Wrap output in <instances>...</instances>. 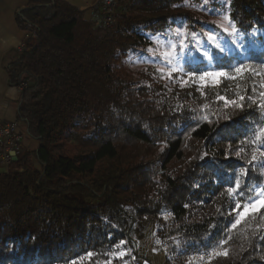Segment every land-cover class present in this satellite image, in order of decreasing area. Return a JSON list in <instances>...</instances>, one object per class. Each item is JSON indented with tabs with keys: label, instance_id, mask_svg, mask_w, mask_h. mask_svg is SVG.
Masks as SVG:
<instances>
[{
	"label": "trees",
	"instance_id": "trees-1",
	"mask_svg": "<svg viewBox=\"0 0 264 264\" xmlns=\"http://www.w3.org/2000/svg\"><path fill=\"white\" fill-rule=\"evenodd\" d=\"M114 1L109 26L102 8L87 20L65 0L21 11L9 83L38 144L0 169V264H139L150 225L166 264H264V208L232 228L237 203L264 188V0H228L230 51H196L165 78L122 64L180 17L201 29L195 13L186 0ZM239 63L252 71L237 76ZM220 70L237 78L201 83Z\"/></svg>",
	"mask_w": 264,
	"mask_h": 264
},
{
	"label": "rangeland",
	"instance_id": "rangeland-1",
	"mask_svg": "<svg viewBox=\"0 0 264 264\" xmlns=\"http://www.w3.org/2000/svg\"><path fill=\"white\" fill-rule=\"evenodd\" d=\"M186 3L182 4L183 8L187 6L195 13L197 20L200 22L198 24H201L202 28L189 31L187 22L180 17L172 26L167 25L154 33H145L144 36L149 43L147 46L139 45L130 50L127 61L122 64L125 69L129 70L130 68L133 71L147 70L161 78H165L169 77L171 73L180 72L183 64L196 62L197 57L194 54L196 51H199L200 54L207 51L210 54L212 47H216V43L221 45L224 52L230 51L229 46H227V38H236V35H230L223 31V27H229L228 20L225 19V17H229L228 0H186ZM99 15L100 13H97V16ZM105 15L106 13H102L101 16ZM178 29L181 33L186 30V36L178 33ZM209 33L215 36L214 41L209 40ZM181 40L184 41L186 47H180ZM172 44H176L175 51L178 55L174 56L173 62L169 64L166 62L164 54L173 51L170 47ZM216 49L219 48L216 47ZM202 57L204 56L202 55ZM173 69H176V71H173ZM181 72H183V69ZM213 252L219 253L221 250L217 248Z\"/></svg>",
	"mask_w": 264,
	"mask_h": 264
},
{
	"label": "crops",
	"instance_id": "crops-1",
	"mask_svg": "<svg viewBox=\"0 0 264 264\" xmlns=\"http://www.w3.org/2000/svg\"><path fill=\"white\" fill-rule=\"evenodd\" d=\"M65 1L82 10L85 19L97 20V13L103 9L105 0ZM27 4L28 0H0V117L5 122H16L23 135L24 144L29 150H33L37 147V140L29 135L26 126L17 117L21 88L10 84L8 75V66L18 58L28 34L19 22L21 11ZM136 254L139 264H166L164 252L154 242L151 225L148 226L144 238L137 241Z\"/></svg>",
	"mask_w": 264,
	"mask_h": 264
},
{
	"label": "snow or ice",
	"instance_id": "snow-or-ice-1",
	"mask_svg": "<svg viewBox=\"0 0 264 264\" xmlns=\"http://www.w3.org/2000/svg\"><path fill=\"white\" fill-rule=\"evenodd\" d=\"M226 20H228L229 23V27H223L221 25V27H223V31L226 33H229L230 35L232 34H236L238 32V29L235 27L234 23L231 21L230 17H225ZM178 33H180L181 35H185L186 36V30L181 33L180 30H177ZM208 38L209 40H215V36L212 33L208 34ZM217 48H219L222 52L224 51V49L221 47V45L219 43H216L215 45ZM171 49L173 50L172 52H168L164 54V58L166 60V62H168L169 64H171L173 62V57L177 56L178 53L175 51L176 50V44H172L170 45ZM180 47H186L185 43L183 40H181L180 42ZM202 55L207 58V59H212V57L210 56L209 52L207 51H203ZM173 71H176V69H173ZM182 71V69H181ZM235 73L237 74V76L243 74L245 71H252V68L244 63H239L238 66H236L234 68ZM195 75L194 73H188V76L191 77ZM237 76H232L230 75L228 72L220 70V71H211V72H201L199 75V79L201 81L202 84H207V83H211L213 85L218 84L220 82L221 78H228V79H236ZM261 97H264V93H260ZM221 99H224L223 97H221ZM241 100L244 99V97H240ZM232 103H235V101H233ZM242 107V105H240ZM260 107L264 108V102H262L260 104ZM257 139H262L264 140V129H259L257 130ZM260 147H264V144H261ZM255 155L253 156V160H255ZM259 187V186H257ZM239 188V184L237 182V189ZM231 191V190H230ZM257 197H253L248 203L243 204V211H239V209L241 208V205L239 203H237V218L235 220V222L232 223V228L235 229L241 222L242 220L247 217L250 213H256L259 212L261 208H264V188H260L259 191L257 192ZM121 243H124L123 241ZM223 255H227V251L221 253ZM89 257H91L93 254L92 253H88ZM123 255V253H122Z\"/></svg>",
	"mask_w": 264,
	"mask_h": 264
},
{
	"label": "built area",
	"instance_id": "built-area-1",
	"mask_svg": "<svg viewBox=\"0 0 264 264\" xmlns=\"http://www.w3.org/2000/svg\"><path fill=\"white\" fill-rule=\"evenodd\" d=\"M115 5L116 1L114 0L104 1L103 10L106 12V15L101 18V24L109 26L114 21L110 14L114 10ZM26 149L27 147L23 142V135L19 131L16 122H5L0 117V169L7 173L10 165ZM13 156L16 157L15 160H13ZM162 248H165V245L162 244ZM194 256L200 257L202 260L206 259L204 255Z\"/></svg>",
	"mask_w": 264,
	"mask_h": 264
},
{
	"label": "water",
	"instance_id": "water-1",
	"mask_svg": "<svg viewBox=\"0 0 264 264\" xmlns=\"http://www.w3.org/2000/svg\"><path fill=\"white\" fill-rule=\"evenodd\" d=\"M16 159V157L15 156H13V160H15Z\"/></svg>",
	"mask_w": 264,
	"mask_h": 264
}]
</instances>
